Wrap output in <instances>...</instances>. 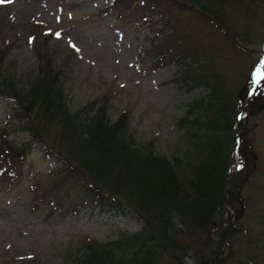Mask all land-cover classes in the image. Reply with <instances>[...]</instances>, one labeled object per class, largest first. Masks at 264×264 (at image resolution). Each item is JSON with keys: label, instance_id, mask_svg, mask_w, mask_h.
I'll return each mask as SVG.
<instances>
[{"label": "rangeland", "instance_id": "rangeland-1", "mask_svg": "<svg viewBox=\"0 0 264 264\" xmlns=\"http://www.w3.org/2000/svg\"><path fill=\"white\" fill-rule=\"evenodd\" d=\"M196 1V8L174 0L0 4V89L29 102L37 123L20 124L25 130L8 129L5 124L16 117V104L0 96V131H9L19 147H26L17 183L7 189L9 181L0 178V264H80L88 245H105L144 228L130 207L107 198L96 200L83 180L67 179L62 157L50 154L44 143H35L37 131L36 139L43 133L47 142L69 154L59 123L46 125L48 119L39 116L31 102L46 61L58 71V88L73 115L93 121L103 113L105 122L117 127L130 144L166 156L165 167L177 173L180 193L191 195L185 204L194 208L208 204L195 166L223 179L232 135L222 129L212 139L202 131L197 122L204 111L194 107L208 91L195 76L211 74L223 83L233 100L229 112L235 114L245 108L253 71L257 95L234 128V135L242 136L238 160L244 166L234 172L241 189L234 197L237 207L229 206L228 214L237 230H221L228 226L224 223L201 233L200 243L230 236L234 257L227 264H239L237 259L264 264V0ZM162 169L174 174L144 167L142 195L161 198L165 190H173V178H159ZM197 193L202 196L196 199ZM119 197L127 205L133 202L130 195ZM181 220L176 218L180 226L175 223L174 228L171 222L161 225L157 240L162 238L163 251L152 255L156 264H199L196 243L182 232ZM209 246L207 256L214 249Z\"/></svg>", "mask_w": 264, "mask_h": 264}, {"label": "trees", "instance_id": "trees-1", "mask_svg": "<svg viewBox=\"0 0 264 264\" xmlns=\"http://www.w3.org/2000/svg\"><path fill=\"white\" fill-rule=\"evenodd\" d=\"M174 2H180L186 7L196 8L197 6L196 0H174ZM35 50H38V46ZM41 53L42 49H39L37 54L40 55ZM45 55L42 54L40 59ZM43 64L42 70L45 69L41 74L42 81L32 88L37 95L32 96V106L37 107L39 116L48 119L46 125L59 123L61 129L59 136L67 140L69 154L63 152L61 147L47 142L43 138V133L36 139L37 131L33 135L35 143H44L50 154L57 153L62 157L68 174L67 179L83 180L89 190L95 192L96 200L107 198L112 203L128 206L135 211L144 223V228L137 233L128 234L124 238L122 237L105 245H88L86 255L80 258V264H152L151 259L154 264L155 258H152L154 252H157L156 250L160 248L163 251L162 238L157 240L162 233L161 225H168L171 222L174 228L175 223H178L176 221L178 217L182 219L181 221L185 227L182 232L188 234L192 244L196 243L195 255L199 258V264H227V259L234 257V251H231L232 246H234V239L230 236L226 237L228 245L225 248L229 250L228 253H225V250L222 249L224 246L222 240H214L209 237L208 240L202 239L204 243H200L201 233L210 232L218 223L226 220L225 198L229 183V172L233 166L234 128L241 107L235 111V114L229 112L233 100H230L227 96L225 85L213 79L209 73V75H203L202 77L195 76V80H198L199 83L202 82V85L208 91L206 95L195 101L197 105L194 107L195 109L199 107L204 111V114H200L197 122L201 125V128L204 127L202 131L208 135V138L212 139L218 133L220 134L222 129L232 131V135L230 136L229 162L227 164L225 161L223 166V179L219 175H211L209 168L208 171L203 172L200 170L203 166L199 168L195 166V170L198 171L197 174L202 181L203 196L208 204L204 203V205L194 208L191 206L192 203L185 204V201L191 195L180 193L181 186L178 183L177 173L170 167H165L169 166L167 165L166 156L161 157L153 152H148L145 148L142 150L130 144L128 140L122 137V134L120 135L117 127H111L105 122L106 117L103 113H99L100 115L92 118L93 121H87L79 114L73 115L69 108H66L64 98L58 88V71L52 65L53 63L46 61ZM253 88L254 85L250 77L244 99H247ZM0 96L9 98L16 104V117L5 124L8 129L18 128L19 126V130H25L27 127H20V124L28 125V123L37 126L27 104L29 102L19 95H13L1 89ZM239 100L241 101V99ZM253 103L254 101L249 103L247 107ZM122 122L124 123V121ZM10 136L9 131H0V178L2 181H9L7 189L15 185L21 177L19 162L24 161L26 157V147H19ZM241 142H243L242 136ZM77 144L80 145L78 151L82 155L77 154ZM72 145L75 148H71ZM240 151H242L241 145ZM199 162L202 163L201 160ZM145 166H154L156 169L165 168L172 171L174 174L166 175L163 169L161 173L157 170L159 178H164V180L173 178L175 183L173 190H165L161 198L152 199L142 195L141 191L145 189L143 185ZM95 167H98V170ZM236 176L237 174H232V187L228 193L232 209L237 207L235 196L241 189V186L237 184ZM119 194L130 195L133 202L127 205L119 197ZM195 196L197 199L202 195L197 193ZM175 212H178V214H175ZM178 226H180L179 223ZM236 228L237 224L234 221L228 226H222L220 229L232 231L233 233L237 230ZM221 236L225 237L224 235ZM209 245L214 249L211 248L213 253L207 256L205 253L207 252L206 248H210ZM182 250L184 249L181 248ZM234 261L243 264L242 261L244 260L237 259ZM248 261L253 263V257H248ZM244 264L248 263L244 262Z\"/></svg>", "mask_w": 264, "mask_h": 264}, {"label": "snow or ice", "instance_id": "snow-or-ice-1", "mask_svg": "<svg viewBox=\"0 0 264 264\" xmlns=\"http://www.w3.org/2000/svg\"><path fill=\"white\" fill-rule=\"evenodd\" d=\"M11 0H0V4H3V3H10ZM57 36H59V33H57ZM73 47H75V45H73ZM79 50V49H77Z\"/></svg>", "mask_w": 264, "mask_h": 264}, {"label": "water", "instance_id": "water-1", "mask_svg": "<svg viewBox=\"0 0 264 264\" xmlns=\"http://www.w3.org/2000/svg\"><path fill=\"white\" fill-rule=\"evenodd\" d=\"M229 186H231V183H230ZM227 206H228V203H227ZM219 225H221V224L216 225V227L214 228V231L216 230V228H217Z\"/></svg>", "mask_w": 264, "mask_h": 264}]
</instances>
